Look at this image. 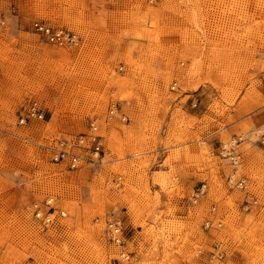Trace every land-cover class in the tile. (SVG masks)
<instances>
[{"label": "rangeland", "instance_id": "374dc122", "mask_svg": "<svg viewBox=\"0 0 264 264\" xmlns=\"http://www.w3.org/2000/svg\"><path fill=\"white\" fill-rule=\"evenodd\" d=\"M35 22L77 40L48 42ZM33 102L44 118L23 122ZM92 132L104 154L74 152L93 162L53 160ZM48 196L67 214L52 229L30 211ZM114 263L264 264V0H0V264Z\"/></svg>", "mask_w": 264, "mask_h": 264}, {"label": "built area", "instance_id": "2783aa9c", "mask_svg": "<svg viewBox=\"0 0 264 264\" xmlns=\"http://www.w3.org/2000/svg\"><path fill=\"white\" fill-rule=\"evenodd\" d=\"M34 31L42 38L46 39L48 42L57 45H67L73 44L77 40L76 34L64 29H55L44 22H35L33 24ZM116 114V110L110 111V118ZM35 118L42 120L44 118V111L39 106L37 102H33L27 111L26 118H23L24 122L26 119ZM123 121H126L125 117H121ZM96 128H93L95 131ZM74 149H83L84 152L92 154L94 157L104 154V143L103 137L94 132L86 135H82L75 140L61 141L57 144V147L51 148L53 160L59 163H66L70 169H77L85 162H93L83 158L78 153L74 152ZM222 159H227L232 165L236 166L238 164V159L240 155L237 153L236 148L230 146H222L221 151L218 154ZM227 182L233 184V186L240 190H246L248 187V180L242 177L238 180H233V176L228 177ZM208 190V185L206 182H202L197 189L194 190L193 195L190 198V202L194 205L203 196L206 195ZM257 200L253 198L247 201L244 205L245 209L252 208L257 205ZM30 211L33 220L43 227L44 229L55 228L60 221L66 217V212L57 208L55 204V198L53 196H48L45 200L40 203H35L30 206ZM213 212L216 211L215 207L212 209ZM222 223H218L221 226ZM206 230L213 228V222L211 220L206 221L204 224ZM106 234L109 241L115 246H122L125 243L126 234L125 229L121 219L118 218H108L106 220ZM202 254L201 251H199ZM223 258L222 251L219 247H214V251L209 253V261L213 263L215 261L221 260ZM209 263V264H210ZM116 264V263H114Z\"/></svg>", "mask_w": 264, "mask_h": 264}, {"label": "crops", "instance_id": "0c3cea01", "mask_svg": "<svg viewBox=\"0 0 264 264\" xmlns=\"http://www.w3.org/2000/svg\"><path fill=\"white\" fill-rule=\"evenodd\" d=\"M202 117V116H201ZM201 133H206V130H199ZM218 136V135H217ZM215 137V136H214ZM218 140L216 141H213L212 143V146L217 150L220 149V145L218 147V145L220 144L219 142H217ZM199 177H200V174H197V175H194L193 174V169H188L186 171H182L179 173V182H180V185L185 188L186 190H189V189H194L197 185H199ZM201 183V182H200ZM188 202L191 204L190 202V199L188 200ZM186 204H187V200H186Z\"/></svg>", "mask_w": 264, "mask_h": 264}]
</instances>
